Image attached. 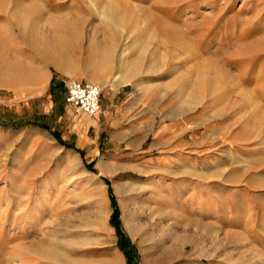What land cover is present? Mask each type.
Masks as SVG:
<instances>
[{"label":"rangeland","instance_id":"rangeland-1","mask_svg":"<svg viewBox=\"0 0 264 264\" xmlns=\"http://www.w3.org/2000/svg\"><path fill=\"white\" fill-rule=\"evenodd\" d=\"M0 74V264H264V0H0Z\"/></svg>","mask_w":264,"mask_h":264},{"label":"built area","instance_id":"built-area-1","mask_svg":"<svg viewBox=\"0 0 264 264\" xmlns=\"http://www.w3.org/2000/svg\"><path fill=\"white\" fill-rule=\"evenodd\" d=\"M101 97L102 90L95 84L74 79L67 83L66 103L88 117H95L101 112Z\"/></svg>","mask_w":264,"mask_h":264},{"label":"bare ground","instance_id":"bare-ground-1","mask_svg":"<svg viewBox=\"0 0 264 264\" xmlns=\"http://www.w3.org/2000/svg\"><path fill=\"white\" fill-rule=\"evenodd\" d=\"M8 72V71H7ZM2 73V72H1ZM5 76V74H0V77H4ZM250 116V115H249ZM254 118V117H253Z\"/></svg>","mask_w":264,"mask_h":264},{"label":"crops","instance_id":"crops-1","mask_svg":"<svg viewBox=\"0 0 264 264\" xmlns=\"http://www.w3.org/2000/svg\"><path fill=\"white\" fill-rule=\"evenodd\" d=\"M96 117V116H95Z\"/></svg>","mask_w":264,"mask_h":264}]
</instances>
